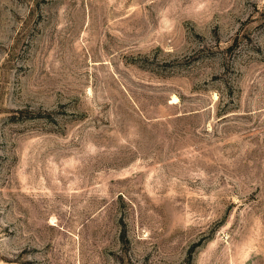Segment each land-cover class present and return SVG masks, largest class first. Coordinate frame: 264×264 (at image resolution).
<instances>
[{"label":"rangeland","instance_id":"obj_1","mask_svg":"<svg viewBox=\"0 0 264 264\" xmlns=\"http://www.w3.org/2000/svg\"><path fill=\"white\" fill-rule=\"evenodd\" d=\"M0 264H264V0H0Z\"/></svg>","mask_w":264,"mask_h":264}]
</instances>
